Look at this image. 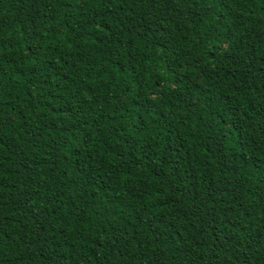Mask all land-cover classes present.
Wrapping results in <instances>:
<instances>
[{"label":"trees","instance_id":"16d2710c","mask_svg":"<svg viewBox=\"0 0 264 264\" xmlns=\"http://www.w3.org/2000/svg\"><path fill=\"white\" fill-rule=\"evenodd\" d=\"M0 264H264V0H0Z\"/></svg>","mask_w":264,"mask_h":264}]
</instances>
